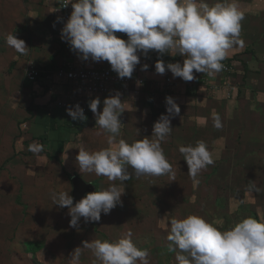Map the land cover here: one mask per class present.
<instances>
[{
    "label": "clouds",
    "instance_id": "clouds-1",
    "mask_svg": "<svg viewBox=\"0 0 264 264\" xmlns=\"http://www.w3.org/2000/svg\"><path fill=\"white\" fill-rule=\"evenodd\" d=\"M71 5V12L60 30L70 50L83 60L107 61L121 79L131 78L140 63L138 53L150 50L171 56L181 55L183 62H155V71L169 70L173 77L184 81L195 79L193 72L213 75L220 72L222 61L236 45L243 47L240 38L244 13L235 0H216L209 5L204 0H63L61 7ZM56 10V9H55ZM54 10V11H55ZM127 35V40L115 33ZM7 44L18 53L26 54L25 41L9 34ZM147 65H142L147 70ZM142 82L137 81L139 86ZM93 98L88 106L95 115V124L107 133L109 147L88 151L78 148L76 163L80 173H94L108 181L123 182L141 176L169 175L175 180V171L166 159L162 142L172 131L170 117L179 115V106L170 96L165 97L167 115L161 114L153 123L151 138L145 136L129 144L119 136L125 111L120 93L103 100ZM73 121H84L83 108L76 104L66 108ZM213 126L222 127L218 113L212 114ZM138 134V132H137ZM41 146L30 145L29 151L39 152ZM187 164V173L195 181L201 170L214 163L206 143L180 146ZM129 169L132 171L130 172ZM259 191L255 185L250 191ZM124 186L112 183L106 189L86 193L75 204L68 192H53V204L66 207L69 226L78 229L81 218L85 222L99 221L101 213L108 214L118 204ZM167 251L175 254L177 264H264V222L244 218L227 229L220 230L196 214L170 218L168 222ZM128 230L118 241L86 240L70 253L72 264H80L84 249L92 252L93 264H149L148 250L132 242Z\"/></svg>",
    "mask_w": 264,
    "mask_h": 264
},
{
    "label": "rangeland",
    "instance_id": "rangeland-1",
    "mask_svg": "<svg viewBox=\"0 0 264 264\" xmlns=\"http://www.w3.org/2000/svg\"><path fill=\"white\" fill-rule=\"evenodd\" d=\"M11 1L0 0V41L6 32L7 35L12 34L10 27L6 30V18L16 23L23 12L18 10L23 6L19 7L16 1ZM24 1L21 2L24 4ZM54 1L57 2L51 0V3ZM204 2L211 5L216 0ZM235 2L244 13L240 33L244 44L243 47L236 45L230 49L222 61L224 65L230 64L227 59L238 60L231 64L228 76L223 70L212 75L222 80V87H226L225 98L213 93L219 105L203 113L198 109L194 112L195 115L201 114L205 120L200 121V125L196 120L197 123L193 125L195 141L206 143L214 161L201 170L197 177L199 183H195L188 175L183 155H172L174 163L177 162L173 169L176 177L169 181L168 188L156 186L154 181L153 187L146 191L144 188H132V195L124 189L121 204L108 214L101 213L99 221L85 222L81 218L79 230L69 226L68 209L53 204L51 195L53 192L69 193L68 178L67 185L58 178L56 182L52 178L50 185H41L42 193L40 183L34 187L21 186L19 189L15 184L8 186L4 190L6 195L2 197L0 194V264H72L70 253L82 246L83 241H118L128 230L132 232V242L138 248L148 250L149 264H177L175 254L167 251V225L170 218L196 214L220 230L249 217L264 222V0ZM11 49L7 44L0 51L10 52ZM174 57L182 58L179 54ZM4 66L0 59V151L4 152L6 148L12 151L8 160L14 159L15 162L17 157L22 159L30 156L24 152L28 145H20V137H26L24 120L27 121L28 117L23 109L32 104L30 98L33 96V87L22 85L20 78L27 85L31 82L25 80L19 68L13 69L18 73L16 75L13 71L4 72ZM226 84L235 87L232 93H228ZM215 85L211 86L212 89L218 88ZM208 91L211 88L206 86L204 92L207 94ZM213 113L221 117L220 129L213 126ZM24 114L26 117L23 118ZM197 124L202 127L198 132ZM84 141L88 143L94 140ZM76 143L74 149L80 147V140ZM32 157H29L31 161H38ZM0 159L3 157L0 156ZM9 174L11 177L12 171ZM112 183L100 181L98 185L92 186L90 192L106 189ZM253 185L260 190L250 191ZM15 196L20 201L14 200ZM94 259L92 252L84 249L80 264H93Z\"/></svg>",
    "mask_w": 264,
    "mask_h": 264
},
{
    "label": "crops",
    "instance_id": "crops-1",
    "mask_svg": "<svg viewBox=\"0 0 264 264\" xmlns=\"http://www.w3.org/2000/svg\"><path fill=\"white\" fill-rule=\"evenodd\" d=\"M12 1H16L18 6H23L21 7L22 9L16 7L23 12L16 23L10 22L9 18H6L9 20H7L6 30L8 31V27H10V32L16 35L17 38L24 40L29 48L26 54L23 55L18 53L13 47H11L10 52L1 50L0 59L6 68L4 72L7 71L6 73H8V70L11 72L13 69L19 68L25 78L24 69L31 62L41 71V75L35 82L30 83V85H27L20 78L23 86L33 87V96L30 98L32 104L27 109H23V113L28 117L27 121L24 120L26 125V132L24 134L26 137L24 135L20 137L22 140L20 145L21 143L28 145L24 152L30 156L22 159L17 157L15 163L14 159L8 160L13 153L12 151L10 152L7 148L4 152L0 151V156L3 157V159H0V194H2V197L6 195L4 190L14 184L19 189L21 186L27 187L32 185L34 187L39 183L40 193H42L44 191H41V185L45 184L42 187L50 185L49 183L52 182V178H54L55 182L58 178L64 185L68 178L70 180L68 191L71 196L72 176L79 177L83 183L91 186L92 190V186L98 185L100 181H106L107 178L96 176L94 173H80L76 163L79 147H75L74 149L73 145H76V141L80 140L79 146L82 145L90 152L97 151L109 147L107 143L108 134L95 124V115L93 112L85 113L86 119L84 121H73L68 116L66 108L58 107L56 102L60 100H76L89 107V102L93 98L98 97L101 101L98 111H101L103 100L118 91L112 88L105 95L83 94L78 92L69 82L49 81L46 79L45 73L59 66L96 68L105 64L106 61L93 62L90 59H81L77 53L70 50L69 44L57 35L59 25L57 2L55 3L54 1L51 3V0H26L23 4L21 2L22 0ZM7 33L4 39L0 41V49L3 46H7ZM115 34L119 36L118 32ZM138 55L140 57V63L135 66V69L148 81L162 80L164 77L169 76L175 81L176 85L167 92H162L161 90L155 91L152 88L145 87L137 95L131 92L120 94L125 111L120 116L122 127L116 139L117 141L123 139L131 144L135 140L142 139L145 136L151 138L153 123L159 119L161 114L167 115L165 97H172L179 106L180 113L179 115L170 117V124L173 128L161 146L166 159L174 169V165L177 162L174 163V157L171 158V156L181 154L179 151L180 146L195 145L199 141H195L196 134L193 125L196 120L199 125L200 121L205 122V120L202 119L201 114L195 115L194 112L198 109L200 113H203L208 111L209 108L219 105V101L213 96V93L225 98V90L222 87L223 82L222 80H217L215 76L213 78L212 75L195 72L194 70L193 75L195 79L187 81V86V83L182 78L173 77L172 73L167 69L164 74H158L155 71V62L157 60L154 63H149L141 58L140 53ZM8 58L11 60L9 61ZM158 59L164 61L165 64L182 63L183 61L181 60L183 57L177 59L169 54L161 55L159 53ZM236 61L238 60H231L229 63L235 64L237 63ZM248 62L250 63V61ZM145 64L148 66L147 70L142 69V65ZM13 74L18 75L14 71ZM199 81H202L203 84H199ZM214 84H216L215 86L218 85V88L214 86L215 88L212 89L211 86ZM206 86L211 88V91H208L207 94L204 92ZM25 114L23 118L26 117ZM193 115L196 117H193ZM1 121H4V119H1ZM198 124L196 126V132L201 127ZM74 139L76 140L75 142ZM85 139L94 141L87 143L84 141ZM30 145H39L42 150L39 152L29 151ZM31 156H33L31 159L38 161H31L29 159ZM9 171H12L11 177ZM129 171L131 172L132 170L129 169ZM170 179L171 177L169 175L141 176L137 178L133 174L131 179L123 182L124 185H121L120 181L113 183L118 186H124V189H127L126 191L131 193L129 195H132V188H144V191H146L148 188L151 189L153 187L154 181H156V186L159 185L160 187L164 186L168 188L170 186ZM89 192H83L81 198ZM133 196L136 195L133 194ZM14 198V200L20 201L18 196Z\"/></svg>",
    "mask_w": 264,
    "mask_h": 264
},
{
    "label": "built area",
    "instance_id": "built-area-1",
    "mask_svg": "<svg viewBox=\"0 0 264 264\" xmlns=\"http://www.w3.org/2000/svg\"><path fill=\"white\" fill-rule=\"evenodd\" d=\"M62 3L63 0H57V9L59 11L57 35L59 37H61L60 30L72 10L70 4L67 7H61ZM118 33L120 38L127 40V35L125 33ZM140 56L149 63H154L158 59V53L155 50H150L146 56L142 54H140ZM222 70L223 73L228 76L231 71V64L224 63ZM24 75L28 82L33 83L40 77L41 71L33 63L29 62L24 69ZM45 77L51 82H69L78 92L88 95H105L109 93L112 88L116 89L120 94L131 92L132 94L137 95L145 87L167 92L176 85L175 81L169 76L164 77L161 81H148L136 69L133 71L131 78L121 79L111 69V66L107 61L102 66L96 68L59 66L56 69L47 71ZM137 81L142 83L138 86ZM225 86L228 87V93L235 89L234 86L229 84H226ZM224 88L226 89V87ZM76 104H79L83 108L84 114L92 112L89 107L76 100H60L56 102V105L61 108L72 107Z\"/></svg>",
    "mask_w": 264,
    "mask_h": 264
},
{
    "label": "water",
    "instance_id": "water-1",
    "mask_svg": "<svg viewBox=\"0 0 264 264\" xmlns=\"http://www.w3.org/2000/svg\"><path fill=\"white\" fill-rule=\"evenodd\" d=\"M72 192L71 196L73 198V202H78L81 199V195L85 191H91V186L82 182V180L77 176H72Z\"/></svg>",
    "mask_w": 264,
    "mask_h": 264
},
{
    "label": "trees",
    "instance_id": "trees-1",
    "mask_svg": "<svg viewBox=\"0 0 264 264\" xmlns=\"http://www.w3.org/2000/svg\"><path fill=\"white\" fill-rule=\"evenodd\" d=\"M228 61H231V59H227V62H228Z\"/></svg>",
    "mask_w": 264,
    "mask_h": 264
}]
</instances>
